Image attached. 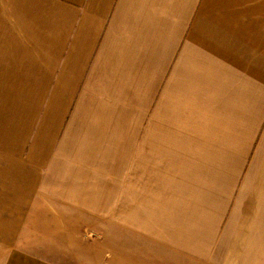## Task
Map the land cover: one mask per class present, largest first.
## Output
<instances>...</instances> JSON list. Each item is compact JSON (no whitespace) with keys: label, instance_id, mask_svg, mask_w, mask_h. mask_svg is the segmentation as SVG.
<instances>
[{"label":"crops","instance_id":"1","mask_svg":"<svg viewBox=\"0 0 264 264\" xmlns=\"http://www.w3.org/2000/svg\"><path fill=\"white\" fill-rule=\"evenodd\" d=\"M0 264H264V0H0Z\"/></svg>","mask_w":264,"mask_h":264}]
</instances>
